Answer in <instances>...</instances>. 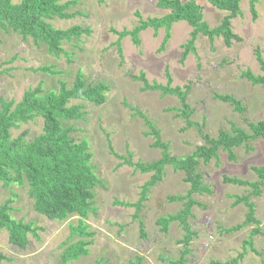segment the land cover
I'll return each mask as SVG.
<instances>
[{
	"label": "rangeland",
	"instance_id": "374dc122",
	"mask_svg": "<svg viewBox=\"0 0 264 264\" xmlns=\"http://www.w3.org/2000/svg\"><path fill=\"white\" fill-rule=\"evenodd\" d=\"M194 1L209 29L227 15L207 0ZM254 8L255 19L249 0H241L240 13L230 20L231 31L239 40L232 39L226 46L221 36L209 38L199 33L193 51L185 58L181 54L193 30L185 21L174 22L167 38L164 27L140 31L138 44L129 35L119 37V32L138 26L140 19L169 12L158 8L156 0H76L68 9L74 17L49 22L58 29L88 27L90 33L63 41L66 54L58 57L31 38L0 29V101L17 103L27 89L38 84L44 92H57L59 81L71 87L78 73L86 84L107 86L103 104L71 100L80 105L81 117L61 120L63 127L72 128L71 138L87 143L90 164L100 180L93 189L94 213L83 220L92 235L70 234L71 227L79 225L77 214L51 221L36 213L26 184L4 187L0 182V205L9 201L11 216L35 229V235L27 234L28 243L22 248L10 244L7 232L0 230V254L6 257L0 264H60L62 252L79 240H91L87 253L69 264H264V184L256 196L252 187L224 180H258L252 168L264 166L261 138L234 147L232 159L219 148L209 162L198 161L196 172L210 192L190 196L196 203L186 217L191 233L188 240L179 220L163 222L181 212L188 201L190 186L183 171L164 166L160 180L148 186L138 218H133V206L121 205L137 202L141 187L152 175L123 160L146 165L162 157L163 150L153 145L155 138L146 122L158 131L170 156L187 157L203 143L198 129L180 116L178 97L146 89L141 75L148 85L164 86L170 77L171 87L185 90L188 86L189 120L201 125L210 137L215 138L219 131L232 133L236 127L249 132V122L264 120L262 87L245 75L263 74L255 56L258 49L264 60L263 2L259 0ZM42 68L45 70L38 71ZM224 95L239 101L243 112L217 97ZM42 125V119L36 117L11 129V137L25 132L24 138L30 141ZM247 195L258 223L245 222L248 207L243 202L233 204L235 197Z\"/></svg>",
	"mask_w": 264,
	"mask_h": 264
},
{
	"label": "trees",
	"instance_id": "16d2710c",
	"mask_svg": "<svg viewBox=\"0 0 264 264\" xmlns=\"http://www.w3.org/2000/svg\"><path fill=\"white\" fill-rule=\"evenodd\" d=\"M213 7L220 11L227 12L221 23L209 29L202 19L201 7L194 0L181 2L180 0H156V5L160 9L169 12L161 17L140 19L139 25L131 31L119 32V37L129 35L135 44H138V33L147 27L158 29L164 27L166 38L170 26L174 22L185 21L192 27L190 40L184 45L182 58L193 51V43L197 34L212 38L217 35L223 38L226 46L231 44V40H239L238 36L233 34L230 28V20L240 13L239 3L241 0H207ZM259 0H249V9L252 18H256L254 5ZM264 4V0H261ZM76 0H20L19 3H12L11 0H0V29L4 31L11 30L22 36L23 39L31 38L35 44L45 45L48 52L56 57L66 54L62 48L63 41L79 39L82 35H89L88 27L78 25L70 26L66 29L55 28L49 20L53 18L70 19L75 13H69L68 9L75 4ZM118 45V43H117ZM119 46V45H118ZM119 48V47H118ZM120 55L121 51L118 49ZM255 56L263 72L260 76H252L249 73L245 75L253 84H260L264 97V60L261 58L260 51L255 50ZM45 69H38L44 71ZM140 79L144 82L146 89L160 90L163 94L175 95L178 97L181 110L180 116L186 121L188 126L198 129L203 140L201 145L196 146L195 151L187 157L176 158L170 156L167 152V145L160 142L159 133L149 122L147 125L152 129L155 141L154 146L161 148L162 157L150 164L140 162L133 163L130 160L123 161L140 171L141 173H150L152 175L142 187L140 196L134 204L121 202V205L133 206L135 212L133 218H138V213L142 206V201L146 199V193L149 185H154L160 180L165 165H171L174 170H181L185 173L184 180L189 183L187 193L188 201L184 209L170 220H179L183 229L187 232L185 240L189 239L191 234L186 217L190 208L196 202L190 198L193 193H209L208 185L202 181L201 174L196 172V166L199 160L207 163L211 158L216 157L217 150L223 148L228 152V157L233 158L232 149L246 143L250 139L261 138L264 140V120L249 122V132L241 128H233L232 133L219 131L213 138L203 132L201 125L189 120L191 110L186 103V96L189 87L185 90L180 87H171L170 77L166 85L154 83L148 85L143 75ZM107 86L103 83L86 84L81 74H77L71 87H67L64 81H59L57 92H44L41 85L35 88L27 89L20 101L14 103L12 100L0 101V182L4 187L12 184H26L28 196L33 201V210L51 221H62L71 214H77L79 225L71 227V235L91 236L92 233L86 231L83 220L88 218L89 213H94L92 206L94 193L93 189L100 184L93 172V166L90 164L91 154L88 152L87 143L84 140L76 141L70 137L71 127H63L61 120H76L81 117V107L78 104H71V100H82L92 102L95 105H101L105 102L103 92ZM224 102L230 103L234 109L240 113L243 108L240 102L231 96H217ZM36 117L42 119L43 125L41 132L32 140L27 141L22 134L11 137V129L17 128L19 124L27 123ZM258 180L255 182L242 181L237 178H227L224 180L229 183L248 185L254 190L252 194L258 196L260 187L264 184V166L253 167ZM243 202L248 207L245 222L258 223L253 218V203L249 202V196L235 197L234 205ZM9 201L0 205V230H5L8 234V242L17 247H24L28 243L27 234L35 235V229L31 224L23 223L21 220H15L11 214ZM142 230V223H139ZM142 237L145 234L141 231ZM89 241L79 240L70 244L61 254L60 264H69L82 255H86V246ZM6 257L0 254V261ZM139 259H137L138 261ZM129 264L134 263L133 261Z\"/></svg>",
	"mask_w": 264,
	"mask_h": 264
}]
</instances>
